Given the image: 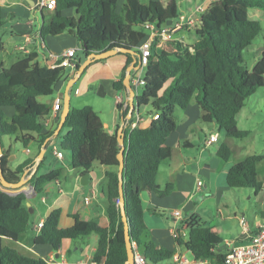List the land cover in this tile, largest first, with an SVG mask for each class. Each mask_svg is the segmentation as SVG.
<instances>
[{"label":"trees","instance_id":"16d2710c","mask_svg":"<svg viewBox=\"0 0 264 264\" xmlns=\"http://www.w3.org/2000/svg\"><path fill=\"white\" fill-rule=\"evenodd\" d=\"M117 1L54 0L51 15L40 12L42 21L39 35L41 39L63 32L74 36L80 44L79 54L74 56L76 68L90 53L108 49L125 50L117 51L126 57V62L119 78L112 82V87L126 92L123 78L128 65L138 64V45L148 36L145 24L161 28L164 23L169 24L178 17V7L183 11L190 10L197 0H148L145 3L124 0L119 9ZM65 10L71 13L64 14ZM252 10L264 14V0H215L200 14V24L192 32L194 38L191 44L170 38L161 42L160 50H157L159 39L156 36L152 39L150 55L142 70L143 85L134 97L139 108L149 107L147 115L157 114L147 127H129L138 111L131 110V117L126 121L129 104L123 108L122 103H116L118 117L124 119V211L130 238L137 244L138 237L145 238L148 231L141 193L148 190L164 197L173 189L171 183L159 187L156 175L160 163L171 157L166 138L176 127V108L184 109L195 100L202 110L201 120L206 124L214 122L224 137L243 138L249 134L248 130L238 127L236 115L250 95L264 88V49L250 70L241 65L243 50L262 30L260 21L250 17ZM4 20L0 8V26L4 25ZM3 47L0 39V54ZM35 58L36 54H28L8 67L0 62V138L3 148L0 174L6 182L15 183L26 171V183L33 186L34 192L41 194L47 183L59 178L62 168L38 175L36 170L41 161H37L35 156L25 158L10 169L7 165L9 150L2 142L3 136L18 132L20 137L15 139L23 148L36 142L40 152L45 140L54 134V131H45L50 105L37 98L54 94L65 67L46 62L41 65ZM7 105L15 108L9 121L5 120L2 109ZM118 127L112 135H107L99 116L90 105L80 108L69 106L59 130L63 134L58 147L62 152L69 153V165L82 173L91 168L94 160L108 167L105 171L108 224L102 226L73 213L70 214L73 223L62 226L59 223L61 208L56 207L43 220L33 239L35 244H49L58 249L63 239L74 240L96 233L97 247L91 262L125 264L123 222L118 204ZM216 155L228 161L231 150L225 142H221ZM261 159L260 154H251L231 165L225 175L226 186L231 189L246 187L255 193L260 190L262 183L257 179L256 165ZM32 168L34 170L30 173ZM26 200L22 192L9 194L0 188V264H48L41 256L10 245L30 222L31 213ZM182 231L185 235H181ZM174 237L178 246L190 251L196 258H209L211 264H224L227 248L221 247L222 237L212 226L198 221L195 215H189L177 223ZM141 250L151 264L170 260L174 253L152 240L145 241Z\"/></svg>","mask_w":264,"mask_h":264},{"label":"crops","instance_id":"0c3cea01","mask_svg":"<svg viewBox=\"0 0 264 264\" xmlns=\"http://www.w3.org/2000/svg\"><path fill=\"white\" fill-rule=\"evenodd\" d=\"M160 1L164 2L165 0ZM202 1L197 0L196 4ZM123 2L124 0H121L119 5ZM0 8L2 10V16L5 17L4 25L14 21L11 24L12 30L9 39L11 40L12 51L20 52V55L12 60L9 65L28 54H36L35 61L41 65L45 62L49 63L46 57L47 52L58 53L61 50L74 48L76 50L75 55L79 54L80 44L68 32H63L56 36H46L44 39L40 38L41 13L39 12L37 17V27H35L32 19L24 18L28 12L35 10L34 0H0ZM43 13L46 16L52 14V12ZM63 13L70 14L71 11L65 10ZM250 15H254L256 19H264V16H262L264 14L258 10L250 11ZM185 30L188 31L191 29L187 28ZM193 38H191V41L184 40V42L191 44ZM20 46L24 47V49H18ZM157 49L160 50V48ZM261 51L259 50L257 53V58ZM4 52L3 47L2 54L0 55L3 56ZM3 61L4 59L0 60L6 67ZM125 62L126 57L118 53L108 58L92 62L79 77L80 85L78 86L79 88H76L78 90L76 99L82 96L88 97L89 94L87 92L89 88H92L97 94L99 86L101 87L97 95L108 96L110 99H113L114 106L112 105L108 109L104 105H99L98 102L97 105L96 103L95 105L94 103L93 105L90 104L99 116L103 131L107 135H112L121 122L118 117L115 98L116 96L123 98L125 94L123 91L114 90L112 82L119 78ZM70 76L71 70L69 69L66 78L59 80L56 84L54 96L56 94H63L66 82ZM250 97L251 95L248 99ZM82 102L79 99L76 100V106ZM44 103L50 105L51 100ZM2 109L5 120L9 121L10 117L15 113V108L7 105L3 106ZM138 112L140 119L135 126L147 127L152 118L147 114H141L139 109ZM201 116L202 110L195 100H192L184 109L177 108L175 110L174 118L176 127L166 138V144L171 148V157L167 161L160 163L156 175V183L159 187H163L166 183H171L173 189L164 197H159L154 192L148 190L143 191L140 195L144 221L148 228L147 235L144 238L145 241L152 240L156 245L174 252L181 249L177 245L174 237V231L178 223L177 218L173 215L174 210H180L182 217L186 218L189 215H195V209L199 203L210 199L213 201L215 214L209 220L208 225L212 226L215 230L225 231L222 223L227 219V216H225L226 205L229 199L227 194L231 188L227 187L225 183L220 184L218 182V175L226 173L230 165L226 163L227 161L221 160L216 155L218 146L211 148L219 140V134L216 131L210 133L204 132L203 135L199 134V132L204 130V124L200 122L202 121ZM57 124V118L49 116L45 131H54ZM193 130H195L196 134H194ZM212 133H216L218 139L208 144L206 140L209 134ZM62 134L63 132L57 134L59 135V141ZM7 136L8 141L4 142L2 138V142L4 147L9 150L7 165L10 169L15 168L27 157H37L39 152L36 142H31L26 148H23L18 140L15 139L16 137H20L18 132L14 135ZM54 136L56 135L53 134L46 139L44 146L41 148L44 149V153L39 160L41 162L36 170L38 175L51 169L62 168L60 164L65 158L63 160L57 159L51 149L53 144H59V142H52L51 139ZM228 138L230 137H225L223 142L229 146ZM18 145H20V152L23 154H20L17 149ZM62 153L64 157V152ZM41 167L45 169L44 172L40 170ZM107 169L108 167L101 165L97 160H94L91 168L84 173L80 169L72 168L67 164L66 170L62 169L58 179L47 183L41 194L33 193L30 198L37 197L38 202L33 204L28 202V199L26 200L33 209L30 222L26 230L19 235L13 245L20 251L41 256L48 264H94L91 262V257L97 247L98 235L96 233H90L87 236L74 240L63 239L58 249H54L49 244H35L33 242L34 237L38 234L34 226L39 220L43 221L47 214L56 207L61 208L59 223L62 226H69L73 223V219L70 216L73 213L79 214L82 219L94 220L100 225L106 226L108 224V216L106 214L107 177L105 176ZM33 170L34 168L31 169L30 173ZM84 175L86 177H83ZM198 183L200 184V189L196 188ZM198 198L200 199L199 203L196 202ZM35 206H38V212L35 218H32V214L36 210ZM259 213L262 214V210ZM228 218L230 219L231 216H228ZM225 234L222 237V248L237 245L244 238L241 230L232 237L228 235L227 231H225Z\"/></svg>","mask_w":264,"mask_h":264},{"label":"rangeland","instance_id":"374dc122","mask_svg":"<svg viewBox=\"0 0 264 264\" xmlns=\"http://www.w3.org/2000/svg\"><path fill=\"white\" fill-rule=\"evenodd\" d=\"M121 1V0H120ZM120 1H117V9L121 7ZM141 2H147L148 0H140ZM178 9L183 11L180 7ZM35 11V12H34ZM31 12H28L24 18L32 19L34 22L35 27L38 26V10H34ZM43 12H53V10H42ZM264 16V15H262ZM36 17V18H35ZM251 18L255 19L254 15H250ZM260 21L262 30L261 32L252 40L251 44L248 45L242 52V61L241 65L247 70H250L254 64V62L257 59V53L259 50H263L264 48V19H258ZM14 23V21L12 22ZM5 24L0 26V39L4 43V50L3 56L0 55V60L4 59V63L6 67L9 66L10 62L14 60L18 55H20V52H13L11 49L10 44V34H11V24ZM194 28L191 30L186 31L185 29L176 32L173 34V37L185 41H191L193 37ZM183 35V36H182ZM182 36V37H181ZM12 43V42H11ZM2 54V53H1ZM3 58V59H2ZM69 68L64 69L63 75L61 80L67 76ZM71 77V76H70ZM80 85V79L73 84V86L70 88L69 95L71 97V106H76V100L79 99V101H83L81 104H78L76 107H83L85 105H90L97 102L99 105H104L108 109L113 104V99H110L108 96H99L95 93V91L92 90V88L88 89V97H79L76 99V95L78 94L75 92V89ZM94 86V85H93ZM95 87V86H94ZM97 87V86H96ZM79 88V87H78ZM63 91V90H62ZM83 92V91H82ZM81 92V93H82ZM82 95V94H81ZM52 96H39L37 98L40 102H47L49 100H52ZM245 105L240 109V111L236 115V120L238 127L240 129H246L249 131V134L243 138H234L230 137L228 138L229 147L231 150V155L226 163L228 165H233L234 163L241 161L244 159L247 155L251 154H260L262 156V159L257 163L256 165V172H257V179L262 183V187L260 190H258L256 193L253 189L246 188V187H240V188H233L230 189L229 193L227 194L228 204L226 205L225 210V216H227V219L223 221L222 225L225 231H227L228 235L232 237L236 233L239 232L240 227L238 225V218L243 217L246 222L250 224V226L253 225L254 222L257 220L261 221L260 210H262V205L264 202V88H259L257 91L251 95V97L246 99ZM149 109L148 106H141L139 108V111L141 114H146L147 110ZM177 109V108H176ZM180 109V108H179ZM204 130L202 132H199L200 135H203L204 132L210 133L212 131H216L219 134V140L213 144V147L216 148L221 142L224 140V136L217 130V126L214 122H210L208 124L204 123ZM194 134L195 130H193ZM52 142H59V135L54 136L52 139ZM3 141H8V136H3ZM20 145L17 146V149L20 152ZM20 154H23L20 152ZM64 158L60 164L62 166L63 170H66L67 164H69L70 156L68 152L64 151ZM41 171H45L43 167L40 168ZM225 175L226 173L218 175V182L220 184L225 183ZM28 202L35 203L38 202L37 197L33 198H27ZM197 203L200 202V199H196ZM36 210L32 214V218H35L36 213L38 212V206H35ZM195 217L200 221L202 224L208 225L209 220L212 216H214L215 211L213 207V201L212 200H206L203 201V203H199L197 208L195 209ZM213 214V215H212ZM228 216H231L229 219ZM238 217V218H237ZM39 219V218H38ZM215 230V229H214ZM216 233L220 237H224L225 231L221 230H215ZM145 243V239L143 236L138 237V244L140 245V248L142 249L143 245ZM7 244V242H5ZM10 245L14 246L13 243H10ZM181 251H184V249L181 247ZM186 256H190V252H185ZM158 264H172L171 260H165L161 261Z\"/></svg>","mask_w":264,"mask_h":264},{"label":"built area","instance_id":"2783aa9c","mask_svg":"<svg viewBox=\"0 0 264 264\" xmlns=\"http://www.w3.org/2000/svg\"><path fill=\"white\" fill-rule=\"evenodd\" d=\"M215 0H203L200 3L195 4L190 10L181 11L178 17L171 21L169 24H165L161 28L155 27L153 24H145V29L148 31L147 38L138 45L139 50V67L130 70V86L134 91V97L139 91V88L143 85L142 70L147 63V58L150 55L152 39L156 36L159 39L157 48L161 47V42L164 40L175 38L173 34L179 32L183 29H192L200 24V14L207 8V6ZM55 5L54 0H34V8L41 12L42 10H53ZM177 39V38H176ZM181 40V39H178ZM18 49L23 50L24 47L20 46ZM158 50V49H157ZM76 50L74 48H68L61 50L58 53L47 52V60L51 64H58L69 68L71 70V76L74 75L76 69V62L74 60ZM75 92H78L75 89ZM125 96H116V103H122L123 108L128 105V90L124 92ZM62 96L63 94H56L50 103V112L46 118L45 124L49 116L59 118L62 109ZM152 119L157 116V114L149 115ZM140 119L138 112L135 113L133 120L129 123V127H134ZM127 121V119H126ZM218 136L216 133L209 134L206 143L210 144L217 141ZM52 152L54 156L63 160V153L59 149L57 144H53ZM197 189H200V184H197ZM26 199L30 198L34 189L30 184H26V188L21 191ZM14 194V193H9ZM173 215L177 218L178 222L183 220L181 211L174 210ZM261 221L257 220L252 226L244 220L243 217L238 218V224L242 233L244 234L243 241L232 247H228L224 256V264H264V203L262 205V214L259 215ZM43 221L39 220L34 228L36 232H39L42 227ZM176 230V228H175ZM175 233V231H174ZM181 235H185L182 231ZM133 251V263L132 264H151L150 261L145 257L142 250L139 248L135 240L130 242ZM185 252H190L186 249L184 251L178 250L173 253L170 258L172 264H211L209 258H196L191 255L186 256Z\"/></svg>","mask_w":264,"mask_h":264},{"label":"water","instance_id":"95a60500","mask_svg":"<svg viewBox=\"0 0 264 264\" xmlns=\"http://www.w3.org/2000/svg\"><path fill=\"white\" fill-rule=\"evenodd\" d=\"M166 23L163 24V26ZM159 28V27H158ZM122 51L125 52V50L122 49H108L99 53H90L85 57V59L80 63V65L75 69L74 75L71 76L65 85L64 91H63V96H62V109L59 115V121L57 124L56 129L54 130V134L57 135L59 133V130L61 128L62 123L65 120V117L68 113L69 106H70V88L73 86V84L78 80V78L81 76L82 72L84 69L94 60H99V59H105L108 58L114 54L117 53V51ZM140 64L139 57H138V64L136 66H133V63L128 65L126 68V73L123 78V84L125 85L126 89L128 90V104L130 107L129 112L127 113L125 119H129L131 117V110L138 111L139 107L134 101V91L132 87L130 86L129 83V78H130V70L133 68H137ZM101 86H99L97 90V94H99V89ZM123 125H124V119L121 118V122L119 124V127L117 129V141L120 145V149L117 153V159H118V166H117V176H118V204H119V209H120V214H121V220L123 222V235H124V242H125V251H126V261L125 264H132L133 263V251L131 247V238L129 234V229H128V224L125 216V211H124V200H123V167H124V155H123ZM3 148L1 145V138H0V155L2 154ZM44 153V149H41L40 152L38 153L36 160L39 161ZM25 174L26 171L22 174L20 179L15 182V183H8L6 182L3 177L0 174V188L7 193H19L22 190L26 188V180H25ZM83 177H86L84 175ZM26 205L28 206V210L30 213H32L33 209L29 205L28 202H26Z\"/></svg>","mask_w":264,"mask_h":264}]
</instances>
